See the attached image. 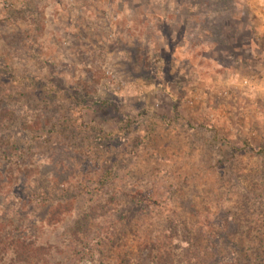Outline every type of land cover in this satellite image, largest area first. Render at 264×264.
Segmentation results:
<instances>
[{
  "label": "rangeland",
  "instance_id": "374dc122",
  "mask_svg": "<svg viewBox=\"0 0 264 264\" xmlns=\"http://www.w3.org/2000/svg\"><path fill=\"white\" fill-rule=\"evenodd\" d=\"M0 101V221L49 264H234L264 235V0H0Z\"/></svg>",
  "mask_w": 264,
  "mask_h": 264
},
{
  "label": "trees",
  "instance_id": "16d2710c",
  "mask_svg": "<svg viewBox=\"0 0 264 264\" xmlns=\"http://www.w3.org/2000/svg\"><path fill=\"white\" fill-rule=\"evenodd\" d=\"M13 120H15V112L3 106L0 101V131L8 124L6 122ZM256 153L262 155L264 154V149H259ZM7 179L8 182H10L9 178H6V180ZM8 182L3 183V185H7ZM74 204L75 202L72 200L50 204L47 218L48 225L53 226L64 221V218L74 209ZM29 227L32 232L26 234L25 231L20 230L19 226L14 225L9 218L6 221H0V264H49L51 248L46 247V245L40 241L37 235L38 227L36 225H31ZM253 240L250 248L247 250L240 249L238 251L236 259L234 257L232 260L234 264H264V235L253 237ZM143 243L144 248L142 252L138 254L137 264L178 263L174 257L173 250L169 252L165 250L166 246L162 245V247H160V242L157 243L158 246L151 249L147 243ZM206 251H208L207 248ZM143 252L148 253L144 255ZM215 252L217 253L216 250ZM215 256L216 255H211L209 257ZM129 262L130 261H126L125 263L122 262V264H129Z\"/></svg>",
  "mask_w": 264,
  "mask_h": 264
}]
</instances>
